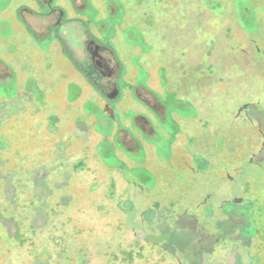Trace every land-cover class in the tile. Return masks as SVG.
<instances>
[{
	"label": "rangeland",
	"instance_id": "obj_1",
	"mask_svg": "<svg viewBox=\"0 0 264 264\" xmlns=\"http://www.w3.org/2000/svg\"><path fill=\"white\" fill-rule=\"evenodd\" d=\"M0 264H264V0H0Z\"/></svg>",
	"mask_w": 264,
	"mask_h": 264
},
{
	"label": "flooded vegetation",
	"instance_id": "obj_2",
	"mask_svg": "<svg viewBox=\"0 0 264 264\" xmlns=\"http://www.w3.org/2000/svg\"><path fill=\"white\" fill-rule=\"evenodd\" d=\"M89 48H90V50H92V52H93V47H91V46H89ZM92 65H93V67L98 71V72H100L101 74H103V75H105V73H106V68L104 67V65H103V63H102V61L99 59V58H94L93 59V63H92ZM92 86H94V88L98 91V92H101L97 87H96V85H94V84H92ZM104 94L101 92V96H103ZM258 151V150H257ZM256 150L254 151V153H252V155H254V156H252L253 158L255 157V155L258 153ZM252 158V160H251V163L252 164H255V162H256V160H254ZM259 160H260V158H259ZM259 164V163H258ZM120 184V183H119ZM121 184H125L126 185V188H127V183H125V181H123ZM113 189L115 190L116 189V183H114L113 184ZM126 188L124 189V191H122V193H119V199H122L123 197H124V194H125V192H126ZM117 192V191H116ZM116 194H118V193H116ZM107 198L110 200V199H112V197H110L109 196V194L107 193ZM249 203V201L248 200H246V199H242V201L238 204V205H245V204H248ZM255 231H256V228H255ZM257 232V231H256Z\"/></svg>",
	"mask_w": 264,
	"mask_h": 264
},
{
	"label": "trees",
	"instance_id": "obj_3",
	"mask_svg": "<svg viewBox=\"0 0 264 264\" xmlns=\"http://www.w3.org/2000/svg\"><path fill=\"white\" fill-rule=\"evenodd\" d=\"M28 28V27H27ZM60 41V40H59ZM63 49V53L68 58V60L71 62V64L74 66L76 70H78L80 73H83V69L81 68L80 64L74 59L73 54L68 50V48L63 44L62 41H60ZM195 241V240H194ZM193 241V242H194ZM193 244V243H192Z\"/></svg>",
	"mask_w": 264,
	"mask_h": 264
}]
</instances>
